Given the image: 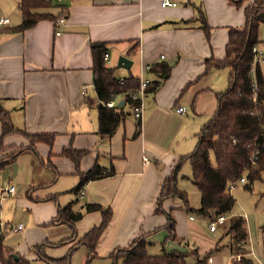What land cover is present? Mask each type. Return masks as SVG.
<instances>
[{"label":"crops","instance_id":"crops-1","mask_svg":"<svg viewBox=\"0 0 264 264\" xmlns=\"http://www.w3.org/2000/svg\"><path fill=\"white\" fill-rule=\"evenodd\" d=\"M172 1L176 6L161 7L160 0H61L39 12L53 19L45 17L18 32L15 27L21 22L20 14L0 27V105L9 112L16 127L28 133L55 135L52 147H35L36 154L52 164L49 174L55 187L50 195H57L56 203H46L45 213L38 210L41 222L50 224L58 208L78 199L110 208L111 219L96 247L100 258L165 224V216L154 213L160 188L179 158L194 149L198 131L215 111V94L222 92L217 86L218 69L203 74L205 59L223 58L228 28L244 24V15L235 12L228 0ZM253 1L248 0V4ZM17 3L18 0L16 9ZM198 9L204 11L211 27L209 40L196 20ZM61 16L64 22L56 24ZM94 43L105 46L109 54L108 62L104 61L107 67H117L120 56L132 61L118 78L132 74L148 84L158 83L155 92L145 93L137 135L138 121L133 112L132 120L125 117L111 137L97 133L98 99L93 87L91 53ZM163 62L171 67L169 74L150 71L151 66ZM114 100L124 103L121 96ZM181 106L185 111L176 112ZM27 145V140L19 135L3 139L5 148ZM67 146L87 151L78 167L59 155ZM96 163L113 168L114 174L90 181L81 189L82 195L74 194L71 190L79 181L76 172L87 171ZM180 174L181 169L176 185ZM262 193L259 197H264ZM176 200L166 199L161 209L173 211L180 205ZM82 205L76 203L73 208L77 210ZM100 222V212L85 213L76 223V239ZM49 226L69 232L65 224ZM217 230L207 229L209 233ZM226 230L223 228L224 236ZM219 240L204 248L188 243L186 251L195 249L203 256L212 249L218 250ZM226 249L229 250L227 244ZM233 259L231 253L227 264Z\"/></svg>","mask_w":264,"mask_h":264},{"label":"trees","instance_id":"trees-1","mask_svg":"<svg viewBox=\"0 0 264 264\" xmlns=\"http://www.w3.org/2000/svg\"><path fill=\"white\" fill-rule=\"evenodd\" d=\"M240 8L244 0H228ZM57 3L54 0H18L17 8L21 14V22L15 27V31L23 32L43 18H52L49 14L39 13L40 10L52 8ZM196 18L200 22L206 39H210L211 27L208 25L205 13L198 9ZM244 24L241 27H230L227 31V42L224 47V56L221 59L213 57L205 59L203 74L211 69L227 68V88L225 91L215 94L216 108L211 118L201 127L197 133V142L194 149L187 155L181 156L174 167L171 175L163 182L156 201L154 213L165 216L166 222L163 226L155 228L150 232L135 237L128 245L114 248L106 257L110 264H187L186 259L191 256L196 263H203L216 249H212L201 256L194 249L192 251L165 252L162 248L160 255H149L147 247L148 237L164 231L166 239L184 243L175 233L176 221L172 211L162 210V203L169 198H176L186 211L189 201L185 192L179 190L176 185L177 175L181 166L189 162L191 168V182L199 192V207L196 213L205 217L230 215L236 203L231 194V188L240 182L242 177L245 182L242 187L251 192L255 182H263L264 174V77L260 70V63H253L255 54L254 46L260 45L258 32L264 23V0H254L243 8ZM53 19V18H52ZM106 48L103 44L91 45L93 57V87L97 95V133L102 137H111L119 124L132 114L137 102L131 99L130 94L138 89L140 79L129 74L118 82L116 75L117 67H107L103 56ZM171 67L167 63H158L151 66L150 71L158 75L169 74ZM253 74V76H252ZM255 81L258 94V103L252 101L251 85ZM157 82L147 85L145 93L155 92ZM111 94V96H108ZM121 96L123 104L107 107L105 103ZM140 123L138 121L135 135L139 133ZM0 153L12 150L5 156H0V170L15 163L19 154L24 151H36V145L44 144L52 147L55 139L54 134L28 133L25 129L16 127L7 110L0 105ZM19 135L28 142L27 146H12L5 148L3 139L6 136ZM255 152L256 155L254 154ZM36 153V152H35ZM86 150H76L71 146L64 147L60 156L69 159L78 167L80 160ZM39 157V156H38ZM42 166L48 172L53 170L50 160L39 157ZM36 170V166L34 168ZM78 184L71 190L78 194L90 181L99 180L114 174L113 168L106 169L95 164L87 171H77ZM41 183V182H40ZM41 184H39L40 186ZM39 187H31L27 191L30 194ZM264 193L261 194L263 196ZM57 195L47 198V201L56 203ZM74 201L63 208H58L51 224L61 223L67 225L72 231L70 237L63 244L73 242L69 246L66 255L54 259L42 254V259L49 264H69V255L77 245H85L88 251V263L90 260L100 258L96 253V247L108 222L111 219V209L104 208L99 204L85 203L80 209L74 210ZM100 212L101 222L91 228L82 237L76 236V223L80 221L85 213ZM225 236L228 237L227 246L234 255L231 264H255L253 259L244 253L248 240L246 223L241 216H230ZM5 236L0 232V264H30L25 259H15L4 245ZM189 245L188 243H184ZM38 246L36 255H40ZM240 256L236 259V256ZM87 263V264H88Z\"/></svg>","mask_w":264,"mask_h":264},{"label":"rangeland","instance_id":"rangeland-1","mask_svg":"<svg viewBox=\"0 0 264 264\" xmlns=\"http://www.w3.org/2000/svg\"><path fill=\"white\" fill-rule=\"evenodd\" d=\"M15 1L0 0V17L13 19L20 16L18 9H16ZM229 4L234 6L232 7L233 10L242 16L243 8L248 5V0H244L240 8L236 7L233 3L229 2ZM259 39L262 42L260 49L264 53V23L259 27ZM260 67L264 76V60L260 62ZM120 70L116 75L120 76L124 74L125 70ZM227 75V68L217 70V86L221 89L219 91H225L227 88ZM127 117V119L132 120L130 115ZM8 151L12 152L11 149ZM38 156L32 151H24L19 154L15 161L17 171L13 177L11 175L12 164L0 170V223L2 224V226L0 225V232L5 236V247L11 250L12 256H18V260L24 257L30 261V264H49L42 259V254L45 253L48 257L54 259L66 255L69 246L73 242L63 244V241L68 238L67 235L72 233V231L68 228L69 232H67L66 229L54 228L49 226L50 224L41 222L42 218L39 216L38 210L41 209V213H45L46 203L52 202L47 201V198L52 196L50 195L53 191L52 187L55 186L52 183L51 175L44 168L46 166L41 165ZM35 166L36 170H34ZM190 178L191 168L189 162H185L181 166L177 188L186 193L191 210L186 211L183 206H180V201L178 202L180 205L175 206L173 209L172 215L176 221V236L179 239H183L184 243L192 244L195 242L201 248L206 247L213 240L217 241L220 239V248L212 253L213 258L210 255L203 263H196L195 259L189 256L186 259L187 264L228 263L231 258V252L226 249L229 239L223 235V228H227L230 216L243 217L249 235L244 250L245 254L251 257L255 264H264V232H261L262 228H264V197H259V194L264 192V183L255 182L252 191L247 192L243 189L242 183L237 182L231 188V194L236 200L231 214L225 216V223L219 226L215 233H209L207 231L208 224L216 216L205 217L196 213L195 209L199 207V192L195 185L191 183ZM50 183L51 186H49ZM39 184L41 185L39 186ZM30 185L31 187L36 186L39 188L27 194ZM11 186L14 187L15 192L8 195L6 189ZM43 193H46V195ZM41 194L43 196L38 197ZM77 203L78 205L80 203L84 204L85 201H79L78 199ZM189 215L193 216L195 220L189 221ZM18 225L23 226V229L19 232L9 229L10 226L16 227ZM63 230L68 234L64 233ZM166 236L167 234L164 231L151 236L147 253L149 255H160L162 248H164L165 252L186 250L187 245L182 242L170 241L166 239ZM41 244L45 245L40 247V255L37 256L36 250ZM16 251L20 252L23 256ZM89 259L86 246L77 245L69 255V264H87ZM88 264H110V261L108 259L95 258L90 260Z\"/></svg>","mask_w":264,"mask_h":264},{"label":"built area","instance_id":"built-area-1","mask_svg":"<svg viewBox=\"0 0 264 264\" xmlns=\"http://www.w3.org/2000/svg\"><path fill=\"white\" fill-rule=\"evenodd\" d=\"M54 2L59 3V2H61V0H54ZM160 6L161 7H174V6H176V2H174L172 0H160ZM9 21H10L9 18L0 17V27L8 24ZM55 22H56V24L64 22V17L63 16L59 17L58 19H56ZM56 34L58 35L59 33L57 32ZM252 51L255 54V58L253 60V63H260L261 61L264 60V53L262 52V50L258 46H254L252 48ZM108 56H109L108 52H105L104 56H103V59H104L105 62H108ZM148 69H149V67H148ZM252 76H253V74H252ZM118 82L121 84L123 82V78H119ZM147 85H148L147 81H144L143 79H140V84H139L138 89L130 94L131 99L137 102V105L134 107L132 112H133L134 118L137 121H139V123H141L142 109H143V99H144V96H145V89L147 88ZM82 91L85 92V87L82 88ZM251 91H252V94H253L252 101L257 104L258 103V100H257L258 88H257V85H256L255 81L252 82ZM108 96H111V94H108ZM115 104H116V101L114 99L113 100H109V101H107L105 103V105L107 107H113ZM184 111H185V108L183 106L178 107L176 109V112H178V113H182ZM256 153L257 152H255L254 154L256 155ZM244 182H245V178L242 177L240 179V183H244ZM6 193L8 195L13 194L14 193V187L13 186L8 187L6 189ZM80 195H82V192H80ZM188 218H189V220H194L193 216H189ZM224 221H225L224 216H221V215L216 216L213 220H211L209 222L208 230L210 232H214L218 228V226H220V225H222L224 223ZM0 225L2 226L1 223H0ZM22 228H23L22 225H18L16 227H12V229L14 231H17V232L21 231ZM235 258L239 259L240 256H236Z\"/></svg>","mask_w":264,"mask_h":264},{"label":"water","instance_id":"water-1","mask_svg":"<svg viewBox=\"0 0 264 264\" xmlns=\"http://www.w3.org/2000/svg\"><path fill=\"white\" fill-rule=\"evenodd\" d=\"M132 64V61L124 56H120L117 60V68L126 69L128 70ZM17 165L15 163L12 164V177L16 174ZM15 259H18V256L13 255Z\"/></svg>","mask_w":264,"mask_h":264}]
</instances>
